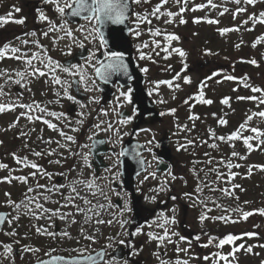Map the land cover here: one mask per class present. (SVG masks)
Returning a JSON list of instances; mask_svg holds the SVG:
<instances>
[{"label":"flooded vegetation","instance_id":"obj_1","mask_svg":"<svg viewBox=\"0 0 264 264\" xmlns=\"http://www.w3.org/2000/svg\"><path fill=\"white\" fill-rule=\"evenodd\" d=\"M160 4L161 0H148V2L141 0L140 4L132 2L131 19L126 21V25H124L127 29L128 38L126 34H122V40H115L109 34L107 36L108 50L124 52L125 63L133 62L137 69H129L126 74L123 72L115 74L105 83L95 77L94 70L91 67L86 66L87 72L95 79L96 85L91 91H86L84 84L78 86V93H76L74 87L69 90L79 103H74L66 98L60 99L59 103H55L54 101L58 99L55 93L57 91L62 92V89L60 85L52 83L53 73L43 77L50 81L48 82L53 89V97L43 104L41 103V105L46 106L50 112L65 113L67 120H58L56 117L50 116L52 123L57 124L62 131L75 138V143H72L65 140L58 131L52 129V139L55 143L59 141L60 144H65L67 147H63L60 151L61 147L56 143L53 149L50 148L48 151L55 150L58 151V154L61 152L64 156L47 155V150L40 151L45 153L40 157L17 155L20 157L26 156L29 161L42 165L49 173L62 172L63 175H57L54 179L55 182L50 184L44 182L47 177L38 175L39 178L36 181L41 182L42 185H67L70 180L77 178L81 173L84 179L92 176L97 177L96 183L103 188L109 197V200L104 201L105 204H109L110 201L113 205V207H110L112 211L104 218V221L112 220V223L102 224L99 231L87 232V234L96 237L95 243L83 239L80 232H69L72 239H62L59 235L53 238L40 233H37L34 237H29L34 233L31 230L29 231L31 219L29 218L28 209L24 207V204L27 203L25 193L31 196L27 192L28 187H35L36 183L29 186V167L17 164L13 155H0V163L8 165L7 168L0 169V213L6 214L5 222L0 224V264H35L37 261L49 258L45 253L53 248L56 251L51 253L52 256L74 257L77 256V252L73 249L83 246H88V252L85 255L89 253L94 255L108 245L109 237L113 238V246L107 249L109 255L105 259L115 256L117 257L115 264H125V262L126 264H160L161 260H164L166 264H176L178 259L187 261L188 264H226L225 261L218 260V257L213 255L216 253L227 256V264H264V247H262L264 245V215L251 211L254 214L245 220L241 212L225 211L224 209L227 206L224 200L225 194L220 191V189L226 188V167L225 163H220L223 157L218 158V162L215 163L217 167L214 168L208 167L207 162L209 155H227L226 150L229 151L230 149L228 155H231L233 151L240 155L257 154L256 151L242 152L240 149H242L243 138L246 136H252L253 140L250 143L255 145V132L251 131L254 125H248L247 117H252V111L258 103L257 99H247V97L257 96L256 92L251 90L252 87L243 86L242 64L245 60H249V62L255 60L256 64L250 62L253 67L250 72V81L247 78L249 76L247 73H245L244 81L246 83L252 82L255 87L260 84L264 85V52L257 47L260 43L259 38L252 37L249 42V49L246 52L242 50L240 39L227 40L225 38L226 32L221 30L228 28L233 31L238 11L234 10V7L225 11L226 7L222 0H211V4L208 3V0H187L186 4L183 0H181V3L168 0L161 7V13L171 11L177 13V15L168 17L164 14L160 15L159 18L149 15ZM202 4L205 6L199 8L198 6ZM252 6L251 17L254 15L256 17L254 21L262 24L264 29V23L260 22V14L264 13V0H256ZM16 8L21 9V11L16 12ZM41 12L48 17V20L40 19ZM9 13H11L10 21L22 18L24 23L9 22L0 25V45L10 43L11 46L20 49L18 55L27 53L28 56H31L37 52L41 55L46 53V56H50L53 61H58L61 65H84L89 53L99 47L98 41H92L91 38L85 39L87 33L78 31L80 25H86V22L80 17H65L68 20V27L73 31V36H66L59 27L63 24V19L55 11L54 6L46 3L45 0H0V16L8 17ZM135 13L148 15V19L151 20L150 24L145 22L139 25L141 31L139 37H136L130 31V29H136L137 27ZM181 18L186 23H180ZM197 19H199V23L194 22ZM49 20L52 21V25L49 24ZM167 20L172 22L166 23ZM208 20L218 21V23H208ZM53 26L56 28L54 31L50 30ZM116 26L114 30H119V26ZM157 28L161 30L159 36L152 35L148 31V29L154 31ZM250 31L253 33L255 30L252 27ZM33 32L36 34L35 36L31 35ZM45 32L48 34L44 35ZM166 34H175L179 36V40H173L169 43L166 40ZM25 40L28 41L27 44L22 43ZM33 41H38V44L32 43ZM80 42L84 43V48L79 47ZM156 43H159L160 46L156 47ZM144 44H147V47H140ZM68 46H71L70 55L66 54L69 51ZM165 48H167V51L163 50ZM175 48L182 49L186 56L181 57L174 51ZM141 53L144 54V59L140 58ZM243 53H249L250 57L245 58L246 55H243ZM96 57L103 59L102 51L96 52ZM92 62L95 63V60ZM33 63L39 65L38 61H33ZM157 63H166L165 70H162L161 67L158 68L159 70H155V64ZM145 67L148 68L147 73L142 71ZM23 68V61L13 58H5L0 61V71H7L12 76V80H9V82L16 79V71L23 70ZM54 74L59 75L61 79H73V77L60 72L58 69ZM228 76L236 77V79L229 80L227 79ZM186 78H190L191 83H186ZM75 79H78V77ZM141 79L147 96L153 104V107L148 109L136 100L134 83ZM5 81H8V77L0 76V86H2L3 92L6 93V95L0 96V103L16 102V90L14 91L15 95L12 92L13 89H17V86L10 87L9 82ZM163 81L171 82L169 103L163 102V95L160 93L162 85L169 86L167 83H158ZM87 83L92 87L91 80ZM105 86L108 87V91H105ZM44 89H48V86H45ZM129 89H131L130 103L125 96L121 95V92L127 93ZM201 91L203 92V99L211 100V104L201 102ZM22 97L23 101H17L16 103L27 104L24 100L25 97L23 95ZM238 97H246V99H237ZM225 98H229L228 104L222 103ZM49 101H53V103H49ZM81 104L84 107H81ZM163 104L168 107L165 109L168 111L163 112L162 108L165 107ZM71 107L74 108L72 114L68 113ZM172 109H175L174 114L170 111ZM154 110H157L158 114H150L154 113ZM80 113H83V116ZM161 113H164V115H161ZM163 116L165 119L168 116L169 119V133L165 134L170 138L171 154H173L171 161L168 163L169 167L165 172L172 176L171 180L176 177V181L173 179L174 181L172 180L168 184L170 191L167 192L166 198L158 199L154 204L147 205L143 201L139 185L144 176L150 172H154L156 177H160V174L163 173L157 171V164L160 162L158 143L162 136L158 138L157 146L151 149L143 141V134L157 120L160 122ZM195 117H198V119ZM142 118L143 121L140 122ZM220 119L227 120V124L221 125L219 123ZM78 120H83V123H76ZM139 122L140 124H138ZM66 124H70V127L65 126ZM97 124L100 125V128L95 127ZM109 124L112 125V128L104 131L103 129H107ZM241 124H246L245 130L249 127L245 133L240 130L241 138L239 140H219L215 138L226 137L225 128L227 126L237 128L236 125ZM43 127H47V125ZM73 128L79 130L73 131ZM213 132L215 137L211 135ZM232 133L230 132L228 136ZM117 134H119V138ZM89 137H92V139L90 140ZM96 138H101L105 147V151L100 153L102 164L92 153L93 141ZM127 140L144 144L143 156L147 161L146 170L135 177V190L137 196L141 198L139 206L141 215L138 220L134 217L132 194L126 188L124 177H122V156L119 154L123 151ZM189 141H192V143H189ZM213 144L217 147L213 148L211 146ZM85 145L88 147H84ZM232 145L235 147H232ZM148 149H151V151ZM82 150L88 154L87 162L81 158L84 156L81 155L84 152ZM150 152L154 155L153 159H156V167L151 164V159L146 155ZM73 153L78 154L74 155ZM58 159L61 163H49V161ZM211 169L217 171H210ZM18 170L20 177H28L26 184L19 185L14 182ZM32 171L36 170L32 169ZM218 173L222 174V179H217ZM197 175L204 182L199 185L203 188L202 192L196 191L199 184ZM6 177L12 178L10 183L4 179ZM177 178H184L186 181L182 183ZM214 181L215 183H213ZM205 184L209 186L205 187ZM40 190L45 191L44 189ZM93 190L95 191V189ZM114 191L120 193V195L115 194L114 196ZM69 193V188H61L57 199L59 203H55L53 209L60 208V211L66 214V211L62 210L66 207H61V205L65 203V197ZM183 193H190L191 197L183 196ZM172 197H176V199L173 200ZM238 199L240 200L239 197ZM9 200L21 204L19 213L15 210L14 205L8 204ZM52 200L54 198L47 202L41 200L40 203L47 207L46 203H50ZM200 201L204 203H200ZM241 201L240 204L234 200L231 202L234 203L237 209L241 208ZM258 201L260 207L264 209V196H261ZM125 204H128L132 211L125 213L122 217L116 215ZM169 207H175L177 214L174 215L177 222L165 226L170 230L169 234L172 242L165 241L162 246L158 247V241L150 239L148 233L163 234L164 230L157 227V222L162 223V221H157V216L161 213L165 215ZM18 214L19 219H13ZM202 214H206L208 217L203 222L200 220ZM215 217H225V219H213ZM119 219H128L131 223L121 228L117 223ZM8 220L12 222L8 223ZM59 220L56 218L53 227L50 225L47 230L56 233L64 231L65 228ZM66 221H68V218ZM149 224L152 226L149 227ZM138 227L142 229L141 234L132 235ZM11 232H14L15 235H8ZM171 232L178 235H171ZM124 233L128 234L125 235ZM247 233L253 235H247ZM229 234L235 235L239 239L234 244L224 245L223 248L216 247L218 239H222ZM197 236H199L198 240L196 239ZM180 237H185V239L181 240ZM210 238L218 239H213L212 244L204 247L205 244H208ZM120 240H124L125 243L120 244ZM5 244L11 245V252L5 250L3 246ZM240 245H243V247H239ZM237 247H239V250L235 251ZM248 247L252 248L251 252L246 250ZM26 248L41 250L33 252L26 251ZM177 248L181 251L177 252ZM233 252L234 256L229 255ZM206 256L209 259H204ZM242 259L244 262H242Z\"/></svg>","mask_w":264,"mask_h":264},{"label":"snow or ice","instance_id":"obj_2","mask_svg":"<svg viewBox=\"0 0 264 264\" xmlns=\"http://www.w3.org/2000/svg\"><path fill=\"white\" fill-rule=\"evenodd\" d=\"M46 3H50L54 6L55 11L60 15V17L63 19V24L60 25V30L64 31L66 36H73V31L68 27V20L65 18L66 16H70V17H80L82 18L85 22L86 25H80L78 28V31L82 32V33H87V35L85 36V39H89L91 38L92 41H98L99 47L93 51H91L89 53V56L87 58V60L85 61L84 65L81 64H69L67 66L65 65H61L58 61H53V59L50 56H46L45 55H41V53L37 52L34 53L31 56H28L27 53H23L18 55V53H20V49L17 47H13L11 46L10 43H4L3 45H0V61L4 60L5 58H13L19 61H23L24 63V68L23 70H17L16 71V77L17 79L14 80V83L16 84H21V81H26L29 80L30 77H36L38 76H45L49 73H53L52 75V83L56 84V85H60L62 92L61 91H57L55 93V95L57 96V100L54 101L55 103H59L60 99H68L70 101H73L74 103H79V101L76 99L75 96H73L70 93V89L73 87V84H76L77 86H79L80 84H84L85 86V90L86 91H91L93 90V87H95L96 85V81L95 79H93V77L87 72V67H91L94 70V74L95 77L99 78L101 81H104L105 83H107L110 78L118 73H127L128 71V66L125 63V53L122 51H109L108 50V39L106 38L105 35V31L104 29L106 28V26L109 25H123L125 24L126 21H130L131 17H130V12H131V8H130V3L134 2L136 4H140L141 0H45ZM144 2H148V0H144ZM168 2V0H161V4L157 7H155L153 9V11L149 14L151 16H155L157 18H159L160 15H164L166 14L168 17H173L175 15H177V13H173L171 11H167L166 13H161V7L166 4ZM176 3H181V0H175ZM183 2L186 4L187 0H183ZM235 2L237 4L240 3V0H235ZM256 2V0H247L248 4H254ZM208 3L211 4V0H208ZM205 5H199V8H203ZM196 10V9H193ZM244 9H239L238 11H243ZM16 12H20L21 9L16 8L15 9ZM225 11H227V9H225ZM223 14V13H221ZM11 16V13H9L8 17H3L0 16V25L3 24H7L9 22H14L17 24H23L24 23V19H16L14 21H10L9 17ZM136 16V29H130V31H132V34L135 35L136 37H139L141 35V31L139 30V25L141 23H151V20L148 19V15H142L140 13H135ZM40 19L41 20H48V17L46 15H44L43 12L40 13ZM250 19L255 20L256 17L253 15L252 17H250ZM50 25H52V21H48ZM166 23H171V20H167L165 21ZM194 22L199 23V19L195 20ZM208 23H218V21H214V20H208ZM260 22L264 23V13L260 14ZM180 23H186V21L181 18ZM245 23H247V21H245ZM50 30H56L55 26H53L52 28H50ZM148 31L155 36H159L161 35V30L160 29H155L154 31L152 29H148ZM222 32H228L230 31V29L225 28L223 30H221ZM115 32L114 29H109V35L113 36L114 39H116V37L113 35ZM48 33L45 32L44 35H47ZM31 35L35 36L36 34L33 32L31 33ZM261 39H264V37H261ZM166 40L170 43L173 40H179V36L175 35V34H166ZM22 43L27 44L28 41H22ZM32 43H36L38 44V41H33ZM159 43H156V47H159ZM255 46V45H254ZM43 47V46H40ZM69 47V51L66 54H71V46ZM79 47L80 48H84V43L80 42L79 43ZM140 47H147V44L141 45ZM239 47V46H237ZM164 51H167V48L163 49ZM98 51H102V55H103V59H98L96 57V52ZM175 52H177L181 57L186 56V53L180 49V48H175L174 49ZM141 59H144L145 56L143 53H141L140 56ZM95 60V63H93L92 61ZM33 61H38L40 66H37L36 64L33 63ZM252 64H256L255 60L250 61ZM59 70L62 73L67 74L70 77H73L72 80H67V79H61V77L59 75H55L54 73L56 72V70ZM143 72L147 73L148 72V68H143L142 69ZM0 76H7L9 80H12V76L7 72V71H0ZM78 79H75L77 78ZM179 78V77H177ZM227 79L229 80H233L236 79V77L233 76H228ZM91 80V85L92 87H90L88 85V81ZM30 82V81H29ZM186 83H191V79L190 78H186L185 79ZM158 83H167L169 84V86H171V82L170 81H163V82H158ZM245 87H250L249 85L245 84ZM251 90L253 92H261L264 91V89H261L259 87H252ZM151 94V93H149ZM6 95V93L3 92V88L2 86H0V96H4ZM122 96H125L126 99L128 100V102H131V89H129V91L127 93L121 92ZM200 97H201V102L204 104H211L212 101L211 100H206L203 99V92L201 91L200 93ZM237 99H246V97H238ZM247 99H259L260 103H264V98H258V97H247ZM49 103H53V101H49ZM222 103L224 104H228L229 103V98H225ZM16 107H20V108H25L28 109L27 112H21L20 116H25L27 117V119L31 122L33 120H43V122L45 124L48 125L49 128L58 131L59 134L64 137L65 140L67 141H71L72 143H75V138L71 135H68L67 133H65L64 131H62L59 126L55 123L50 122L49 120H47L45 117L47 116H54L56 117L58 120H67V116L65 113L61 112V113H55V112H50L48 110V108L46 106H42L39 102L37 101H33L31 104H23V103H16V102H12V103H0V113L5 112L6 110H14ZM81 107H84V105L81 104ZM173 114L175 113V109L170 110ZM35 112H39L42 115H30L29 113H35ZM81 116H83V113H80ZM161 115H164V113H161ZM215 115V114H214ZM259 116L264 117V111L259 112L258 113ZM198 119V117H195ZM248 120H251L252 117L249 116L247 117ZM19 118H17V121L14 122L11 126L15 127V124L18 123ZM127 122V121H124ZM76 123L78 124H82L83 120H78L76 121ZM219 123L221 125H226L227 124V120L224 119H220ZM65 126L70 127V124H66ZM95 127L100 128V125L97 124ZM246 127V124H241L239 125L240 129H244ZM112 128V125L109 124L107 129H103L104 131H107L109 129ZM73 131H78V128H73ZM252 132L257 133V139H259L260 137H264V131H260L257 128H252L251 129ZM118 132V130H117ZM22 135H27V133H21ZM211 135L213 137H215V133H211ZM219 140H239L241 138V134L238 131L233 132L230 136H220V137H215ZM42 139V138H39ZM89 139L91 140L92 137H89ZM253 140L252 136H246L243 138V143L246 145V147L248 149H253V144L250 143V141ZM262 144H264V140L260 141ZM0 143H2V141H0ZM45 143L51 144L53 143V141L49 140V141H45ZM56 143L60 146V147H67V145L65 144H60L59 141H56ZM95 143H103V141H96ZM149 143H151V141H149ZM189 143H192V141H189ZM206 143V141H205ZM27 146V145H25ZM213 148L217 147V145L213 144L211 145ZM84 147H88L87 145H85ZM184 147V146H181ZM232 147H235L234 145H232ZM149 151H151V149H148ZM55 153V150H51L49 151L47 154L48 155H53ZM35 156L40 157L43 156L45 153L43 152H34L33 153ZM74 155H77L78 153H73ZM119 155L123 156L126 155V153L124 151H122ZM207 155V153H206ZM232 156H240L239 153L233 151L231 153ZM13 156L16 160L17 164H23L25 167H31L32 169H35L36 171H33L32 173H30V175L34 178L37 175L41 176V177H47V179L51 180L52 176L54 175L53 173H49L47 172L42 165H39L35 162H31L28 160V158L25 157H20L17 156L15 153H13ZM83 160H85V162H87V155H84L81 157ZM241 159H246V157L244 156H240ZM133 159H136L137 162L143 166L145 164V161L140 158V154L138 152L133 154ZM49 163H56L59 164L61 163V161L55 160V161H49ZM208 163H211V160L208 161ZM220 163H224L223 159L220 161ZM90 166V165H89ZM8 165L4 164V163H0V169L2 168H7ZM227 167L229 169L233 168V167H240L239 164H233L231 163V161L227 162ZM254 167H260L262 170H264V166H254ZM195 171V170H193ZM210 171H217L216 169H211ZM249 174H251V168L249 169ZM63 175V174H61ZM117 176L119 175L118 173L116 174ZM150 175L155 178V173H150ZM230 175L234 176L236 175L235 173H231ZM223 176L222 174H217V179H222ZM5 180H7L9 183L11 182L10 177H6L4 178ZM16 180L20 181L21 183H27L28 181V177H15ZM115 179V177H114ZM145 179H147V176L145 177ZM173 179H175V177H173ZM197 180L199 181V184L197 185V189L196 191L198 192H202L203 188H201L199 185L203 184L204 182L202 180H200L199 176L197 175ZM97 181V177L92 176L91 178L88 179H84L82 178V173L80 174V176H78L75 179H72L68 182L67 185L65 184H53L51 186L48 185H42L39 182L36 183L35 187H28L27 192L28 193H33L36 192V195L34 196H28L27 193H25V199L27 201V203L24 204V207L28 209L29 213L37 219L40 218H46L47 220L51 221L53 219L54 216H58L61 220H66L68 218V216H71L72 213H62L60 211V208L57 209H48L45 208L44 205L42 203H40L41 200L43 201H49L51 200V194L53 193H59L61 188H69L70 189V193L65 197V203L63 205H61V207H67L69 204H71L72 207H74L76 209L77 213H83L84 214V223L87 224L90 222V220L95 216L98 217L100 215V210L105 208L104 204H99L97 203L96 205L92 206L91 200L88 199V197L86 195L82 196L81 195V191H85V192H91L92 196H97L98 194L103 196L105 200H109V197L107 196V194L104 192L103 188L100 187L99 184L96 183ZM215 183V181L213 182ZM205 187H208L209 185L205 184ZM239 187V185H234L233 188ZM80 189V191H78L77 189ZM38 189H44V192H38ZM93 189H95V191H93ZM161 191L164 190L163 188L160 189ZM215 190V189H213ZM221 192H223L225 195L228 196H232L234 193L230 192L227 188H222L220 189ZM74 194V195H73ZM116 195H120V193H115ZM6 195H10V194H6ZM185 196H189L191 197L190 193H185ZM76 199H80L83 201L85 207H80L79 205L75 204V200ZM149 199L151 200H155V197H150ZM171 199L175 200L176 197H172ZM238 199V197H237ZM54 203H59V201H53ZM23 203V202H22ZM200 203H204L203 201H200ZM245 203H248L247 201ZM9 205H14L15 210L19 213V209L21 207V204H16L15 202L9 200L8 201ZM35 205V208L33 209L31 206ZM108 207H113V205H111L110 201L109 204L107 205ZM118 207V206H117ZM225 211H237V212H241L243 218L246 220L249 216L253 215V212H243L241 209L237 208L234 210H230V209H224ZM132 211V208L128 205L125 204V206L120 209L119 213L116 215L119 216H123L125 213H130ZM171 211L175 212V208H173ZM259 211L261 215H264V209H259L256 210ZM13 219H19V214L16 217H13ZM205 219H208L206 214H202L200 217L201 222H203ZM213 219H225V217H215ZM230 219V217H229ZM6 220V214L0 213V224L4 223ZM157 221H162V223L157 222V227L162 228L163 234L162 235H156L154 233H148V236L150 239H154L158 241V247L162 246L164 244L165 241H168L169 243H171V236H170V230L168 227H165L166 225H171V224H175L176 218L175 216L172 217H168L166 215H164L163 213L159 214L157 216ZM11 220H8V223H11ZM76 221L73 219L71 221V223H75ZM97 224H104V223H108L111 224L112 220H108V221H104L103 219H97L96 220ZM117 223H119L121 228H124L126 225H128L129 223H131L130 220L128 219H119L117 220ZM149 227H151L152 225L149 224ZM37 232L49 237H53L55 238L57 235H59L62 239L63 238H67V239H72L71 234L67 231H61L60 233H56L54 231H48V230H41L40 228H37ZM142 229L141 228H136V230L132 233V235H139L141 234ZM80 234L83 237V239L91 241L93 243L96 242V237L94 235H90L87 234V230L84 228H81L80 230ZM125 235H127L128 233H124ZM8 235H15L14 232L8 233ZM171 235H178L175 232H171ZM247 235H253L252 233H247ZM109 243L108 245L101 249L100 251L96 252L94 255L89 253L87 255H85L86 252H88V246H83L81 248H77V249H73V251L77 252V256L74 257H68L65 258L63 256H52L51 253L56 251L55 248L51 249V251L46 252L45 255H48L50 257L49 260H40L38 261V264H115V261L117 260V257L113 256V257H109L108 259H105L106 256H108V248H111L112 245V237H109ZM181 240H184L185 237H180ZM196 239H199V236L196 237ZM213 239H218V238H210L208 241V244H205L204 247H208L210 244H212ZM239 239V237L235 236V235H227L222 239H218V243L216 244V247L218 248H223L224 245L226 244H234V242ZM77 243H79V241H77ZM120 244H124L125 241L124 240H120L119 241ZM5 250L7 252H11L12 248L11 245L5 244L3 245ZM239 247H243V245H240ZM239 247H237L235 249V251L239 250ZM262 247H264V245H262ZM26 251H33V252H38L41 249L38 248H26ZM248 252L252 251L251 247H248L246 249ZM181 251V249L177 248V252ZM186 251V250H185ZM135 254V253H133ZM159 256V254H157ZM216 255L218 257V260H223L226 262L227 264V259L228 257L225 255H221L219 253L213 254ZM229 255H233L234 256V252L230 253ZM204 259H209V257H204ZM126 264V262H125ZM160 264H166V262L164 260L160 261ZM176 264H188L187 261H181V260H177Z\"/></svg>","mask_w":264,"mask_h":264},{"label":"rangeland","instance_id":"obj_3","mask_svg":"<svg viewBox=\"0 0 264 264\" xmlns=\"http://www.w3.org/2000/svg\"><path fill=\"white\" fill-rule=\"evenodd\" d=\"M245 1L246 0H240V3L237 4L235 0H222L227 10H229L231 7H234V10L236 11H238L239 9H244L243 11H238L237 19L234 21L235 27L232 29L233 31L226 32L225 38L227 40L240 39L239 41L241 43L242 50L245 52L246 49H244L243 46L246 44L247 46L245 47L248 48L250 45L249 42L251 41L252 37L256 36L259 38V42H260L258 44L259 46L257 47L264 52V39H261V37H264L263 26L262 24L256 23L254 20L250 19L251 12H252L251 8H253V6L252 4H248L247 1L246 2ZM245 21H247V23H245ZM252 27L255 30L253 33L250 31ZM166 66H167L166 63H157L155 64V70H159L158 69L159 67H161L162 70H165ZM248 67H249V64L246 63L244 68L246 69L247 72H250ZM43 77L44 76H38V75L36 77H30L29 80L21 81V84L14 83L15 79L10 82L8 79V81H5V82H9L8 85L10 87L17 86V89H13L12 93L15 95L14 91L16 90V93H17L16 100L18 102H21V100L23 101V97H22L23 95L25 97L24 100H26L25 103L27 104H31L34 100L39 102L40 104L41 103L43 104L48 99L53 97V89L51 85L49 84L50 81ZM45 86H48V89H44ZM243 86H245V84H243ZM249 86L255 87V84L251 82ZM169 87L170 86H165V85H162V87H160V91H161L160 93H162L163 95L162 98H163L164 103H169L170 101ZM257 87L264 89V85H261V84ZM256 96L258 98H264V91L256 92ZM257 103H258L257 106L255 105L252 111V119L248 120L247 123L249 126L254 125V128H257L260 131H264V117H261L258 115L259 112L264 111V103H260L259 99H257ZM163 106H165L164 108H162L163 112L168 111V110H165L168 107L164 104ZM27 111L28 109L16 107L14 110H6L5 112L0 113V141H2V143H0V155L2 154L3 155H13V153H15L16 155H30L34 152H40L42 150H47V153H48L49 152L48 149L50 148L53 149V147L55 146L56 143L54 139H52L53 133L51 132V130H48V131L42 130V126L45 125L43 120H33L30 122L27 119V117L20 116L21 112H27ZM29 114L34 115V116L42 115L39 112L29 113ZM167 117L165 119V117L163 116L160 122L157 120V122L154 123L153 125H150L149 128L143 134V137H144L143 141L146 143V145L150 146L151 149H154L157 146L156 143L160 136H163L165 133L166 134L169 133L170 123ZM17 118H19L18 123L15 124V127H12L11 125L17 121ZM45 118L49 120L50 122H52V118L50 116H47ZM236 126L238 127L236 128L232 126L230 127L227 126V128H225V131L227 133L226 135L228 136L230 132H236L238 130L240 133H241L240 130H242L245 133V131L249 127L248 126L245 130V128L240 129L239 125H236ZM21 133H27V135L25 136V135H22ZM117 136L119 138V134H117ZM256 137H257V133H255V136H254V140H255L254 141L255 145H253L254 149L249 150L247 147H245L247 149L245 151H248V152L256 151L257 154L256 155H240V156L246 157V159H241L240 156L234 157L232 155H228V152L231 149L229 151L226 150L227 155H209L208 156V161L211 160V163H208L209 164L208 167H211V168L217 167V164L215 163L218 162V158L221 159V157H223L225 167L228 170L227 171L228 174L225 173V178H227L228 176L229 178H232L234 180L233 182H236L235 185H239V187L233 188L234 194L232 196L225 195L224 200L227 205L226 209H230V210L236 209L234 203L231 201L234 200L236 202H239L240 204V200L237 199V197L243 198V201H241V207H242V204L246 205L243 209V212L254 211L255 213V212H259L256 210L263 209L262 207H260L258 200H260L261 196H264V170H262L260 167H254V166H264V144L260 142L261 140H264V137H260L259 139H257ZM39 138H42V139H39ZM49 140L53 141V143L51 144L45 143V141H49ZM149 141H151V143H149ZM62 148L63 147H61L60 151L62 150ZM53 155H63V154H61V152L60 154H58V151H55ZM81 155H88V154L84 151L83 153H81ZM146 155L148 156V158L151 159L152 161L151 164H154L156 167V159H153L154 158L153 153L150 152V153H147ZM228 161H231V163L233 164H239L240 167L238 168L233 167L229 169L227 167ZM250 168H251V174H249ZM32 172H33L32 168L29 167V186L31 185V182L32 183L37 182L36 180H38L39 178L38 175L33 178L30 175V173ZM150 173L146 175L147 179H145L146 176H144L143 181L139 185L141 196L143 198L144 203L147 205L154 204L155 201H157L158 199L166 198L167 192L170 191V186L168 184L172 182L173 180V178L171 180L172 176L166 172H163L162 174H160V177L155 176V178H153L150 175ZM231 173L236 174L234 178L232 175H230ZM61 174L62 172H59V173L57 172L56 174L52 176L51 180L46 179V181H44L45 184L54 183L55 182L54 179L56 178V176L61 175ZM16 177H20L19 170H18V174ZM177 179L179 182H182V183H185L186 181V179L184 178H177ZM174 180L176 181V177ZM14 182L19 185L23 184L18 180ZM161 188H163L164 190L161 191L160 190ZM77 190L80 191L79 188ZM37 191L43 192L40 189H38ZM113 193L115 196L116 191H114ZM29 194H31V196H34L36 195V192L29 193ZM81 195L82 196L86 195L88 199L91 200L92 206L96 205L97 203L105 205V208L100 210V215L98 217L94 216L90 220L89 223L85 224L84 214L77 213L76 209L72 207L71 204L67 206L66 208L62 209L66 211V214L72 213L71 216H68V221L61 220L58 216H54L51 221L47 220L46 218L37 219V218H34L29 213V218L31 219L30 220L31 226L29 225V231L31 230L32 233H34L33 235L31 234L29 237H34L38 233L37 228H40L43 231V230H47L50 225L53 227L54 220L56 218L60 219L59 221H61L65 230H67L70 233L80 232L81 228L86 229L87 232L88 231H92V232L99 231L100 230L99 228H101L102 224H97L96 220L97 219L104 220V218L110 214V212L112 211V208L108 207L107 203H106L107 205L105 204L104 202L105 199L103 198V196L99 194L97 196H92L91 192L81 191ZM153 196L155 197L154 201L149 199L150 197H153ZM183 196H185V193H183ZM58 197H59V193L51 194V199L54 198V200H52L50 203H46L48 209H53V206L55 205L53 201H57ZM246 201L248 203H245ZM253 202L255 203L252 204ZM75 204L79 205L80 207H85L83 201L80 199H76ZM31 207L34 209L35 205L33 204ZM172 209H173L172 207H169L165 215L168 217H172L174 215L176 216L177 215L176 212L171 211ZM73 219L76 221L75 223H71ZM243 259H242V262H244Z\"/></svg>","mask_w":264,"mask_h":264},{"label":"water","instance_id":"obj_4","mask_svg":"<svg viewBox=\"0 0 264 264\" xmlns=\"http://www.w3.org/2000/svg\"><path fill=\"white\" fill-rule=\"evenodd\" d=\"M130 8H131V3H130ZM123 25H118L119 26V30H115L114 32V36L116 37L115 40H122V34H126L127 36V29L126 27ZM117 26L116 25H109L106 26V28L104 29L105 31V35L106 38L109 34V29H115ZM128 66V70L132 69V68H136L134 63H126ZM143 80H139L138 82L136 81L135 84V90H136V100L144 107H146V109L153 107V104L151 102V100L149 99V97L147 96V93L145 91V88L143 87ZM75 88V91L78 93V86L76 84H74L73 86ZM105 91H108V87L105 86ZM150 106V107H148ZM74 111V108L71 107L68 112L70 114H72ZM150 114H158L157 110H154V113H150ZM143 121V118L140 120V122ZM140 122L138 124H140ZM96 141H103L101 138H96L93 141V148H92V153L93 155L96 157V159L102 164V158L100 157V153L105 151V147H104V143H95ZM159 144V150H160V157H161V162L158 167V170H166L168 168L167 163H169V161L172 158V151L169 145V137L164 136L160 139ZM140 145V146H139ZM137 145V142L133 141V140H127L125 147L123 149V151L126 153V155H123L122 157V173H123V177H124V181H125V185L126 187L132 192L133 194V202H134V209H135V219L138 220L139 216L141 215L140 211H139V205L141 202V199L136 195L135 193V185H134V180L136 175H138L140 172H142L145 167H146V163L141 166L136 159H133V154L138 152L140 154V158L141 157V152L143 151V145L139 144ZM143 159V158H142ZM144 160V159H143ZM145 161V160H144ZM49 260V259H48Z\"/></svg>","mask_w":264,"mask_h":264},{"label":"trees","instance_id":"obj_5","mask_svg":"<svg viewBox=\"0 0 264 264\" xmlns=\"http://www.w3.org/2000/svg\"><path fill=\"white\" fill-rule=\"evenodd\" d=\"M246 63L249 64V67H248V68H249V71H252L251 69H253V67H252V65L250 64V62H244V63L242 64V71L245 72V73L247 72L246 69L244 68ZM247 78H248V77H247ZM227 174H228V172H227ZM233 181H234V180H233L232 178H229V177L227 176L226 181H225V182H226V186H227V188H228L230 185H232V184H233V186L235 185L236 182H233Z\"/></svg>","mask_w":264,"mask_h":264}]
</instances>
